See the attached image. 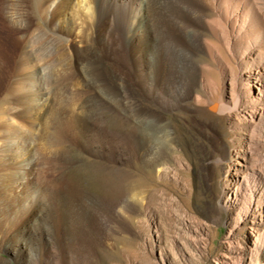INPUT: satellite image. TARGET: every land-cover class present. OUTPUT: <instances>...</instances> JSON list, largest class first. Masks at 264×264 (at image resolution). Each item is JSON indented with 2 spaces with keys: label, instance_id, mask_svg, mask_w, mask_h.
I'll return each mask as SVG.
<instances>
[{
  "label": "rangeland",
  "instance_id": "374dc122",
  "mask_svg": "<svg viewBox=\"0 0 264 264\" xmlns=\"http://www.w3.org/2000/svg\"><path fill=\"white\" fill-rule=\"evenodd\" d=\"M96 1L83 8V0H0V264H69L68 244L84 237L71 207L86 194L119 203L117 230L88 242L94 264H235L224 254L249 241L251 230H238L230 243L231 212L218 201L234 197L223 154L225 145L239 148L236 128L226 113L193 111L190 97L169 111L160 96H140L151 87L160 95L176 72L168 60L151 70L143 40L129 49L137 66L125 84L158 121L138 123L119 97L105 101L83 62L97 38ZM98 102L112 111L98 118ZM100 121L143 136L144 150L131 161L97 156L90 136Z\"/></svg>",
  "mask_w": 264,
  "mask_h": 264
},
{
  "label": "bare ground",
  "instance_id": "6f19581e",
  "mask_svg": "<svg viewBox=\"0 0 264 264\" xmlns=\"http://www.w3.org/2000/svg\"><path fill=\"white\" fill-rule=\"evenodd\" d=\"M96 2L97 38L94 49L85 53L83 62L90 82L100 89L105 101L112 102L119 97L128 105L131 118L138 123L145 124L150 119L158 121L154 110L138 107L135 93L125 84L126 76L133 75L137 66L130 62L129 49L134 42L143 40L151 70L153 65L168 60L176 72L169 73L168 89L160 95L151 87L140 96L146 100H157L160 96L161 108L169 111L184 108V99L190 97L193 111L226 113L236 128L239 148L234 150L225 145L223 154L232 165L227 172L231 175L228 188L234 197L220 198L218 206L231 212L229 242H233L240 229L251 230V239L241 246L230 245V251L224 257L231 254L235 264H264V0ZM82 5L88 8L86 0ZM115 81L121 89L115 88ZM38 85L44 84L39 82ZM169 95L175 96V101H169ZM97 104L94 110L98 118L104 111L113 109L105 102ZM235 110L241 113L242 121L238 118L240 114H232ZM93 130L91 150L111 161H131L145 146L143 136L115 131L105 121L93 125ZM118 204L96 195L86 194L76 199L71 207L72 216L77 219L73 227L84 237H76L68 244L69 264H94L93 250L88 248L90 239L95 234L104 241L117 230ZM45 229L56 248L51 228ZM43 230L37 225L38 233L42 234ZM50 259L54 260V256ZM56 263L60 264L58 258Z\"/></svg>",
  "mask_w": 264,
  "mask_h": 264
}]
</instances>
